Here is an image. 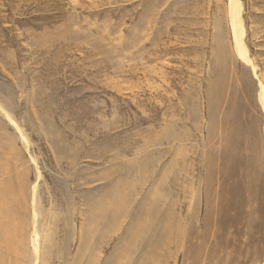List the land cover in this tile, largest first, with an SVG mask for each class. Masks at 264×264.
Segmentation results:
<instances>
[{"label":"rangeland","instance_id":"obj_1","mask_svg":"<svg viewBox=\"0 0 264 264\" xmlns=\"http://www.w3.org/2000/svg\"><path fill=\"white\" fill-rule=\"evenodd\" d=\"M231 2L0 0V264H264V0L252 64Z\"/></svg>","mask_w":264,"mask_h":264},{"label":"bare ground","instance_id":"obj_2","mask_svg":"<svg viewBox=\"0 0 264 264\" xmlns=\"http://www.w3.org/2000/svg\"><path fill=\"white\" fill-rule=\"evenodd\" d=\"M231 3H230L231 4L230 16L232 20L231 24H233V28H234V42L236 46V52L238 53L241 59L247 62V64L248 63L252 64L250 58L247 55V47L245 48L246 45H244V42H243V37H244V27L243 26L244 25L242 22V12H241L242 6L239 0H232ZM259 99L264 107V84L262 82H260ZM33 241L37 247V244H38L37 238H34Z\"/></svg>","mask_w":264,"mask_h":264}]
</instances>
